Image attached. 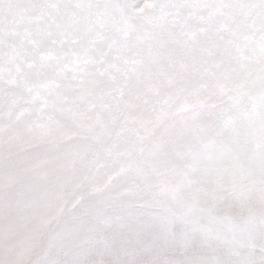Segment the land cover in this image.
<instances>
[{
  "label": "snow or ice",
  "instance_id": "6c2138e0",
  "mask_svg": "<svg viewBox=\"0 0 264 264\" xmlns=\"http://www.w3.org/2000/svg\"><path fill=\"white\" fill-rule=\"evenodd\" d=\"M0 264H264V0H0Z\"/></svg>",
  "mask_w": 264,
  "mask_h": 264
}]
</instances>
